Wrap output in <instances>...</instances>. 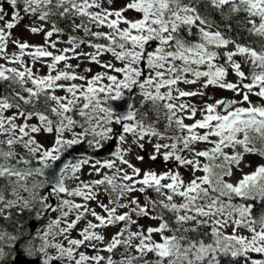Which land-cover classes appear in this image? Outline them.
<instances>
[{
	"label": "snow or ice",
	"instance_id": "1",
	"mask_svg": "<svg viewBox=\"0 0 264 264\" xmlns=\"http://www.w3.org/2000/svg\"><path fill=\"white\" fill-rule=\"evenodd\" d=\"M26 17L43 44L14 35ZM89 136L115 140L111 158L52 171ZM146 144L174 166L138 167ZM251 155L264 159V0H0V264H264Z\"/></svg>",
	"mask_w": 264,
	"mask_h": 264
},
{
	"label": "rangeland",
	"instance_id": "2",
	"mask_svg": "<svg viewBox=\"0 0 264 264\" xmlns=\"http://www.w3.org/2000/svg\"><path fill=\"white\" fill-rule=\"evenodd\" d=\"M115 6H118V5H115ZM5 7L7 8V10H8L9 12H11V9L8 8L7 5H5ZM129 15H134V14L129 13ZM30 23H31V20H29V19L26 17V18L20 23V25H19L16 29L13 30L14 35H15V36H20V37H22L23 39L27 40L28 42H30V43H32V44H43V43H44V37H43V34H39V35H31V34H29V33L26 31V29H25V25L30 24ZM55 38H56V37L54 36L53 39H55ZM66 38H67L66 36H65V37H62V39H66ZM60 47H63V45H60ZM12 50H14V49H12ZM86 50H87V49H86ZM105 58L107 59L108 57H105ZM81 61H82V60H81ZM81 61L73 60L72 63L75 65V64L78 63V62L81 63ZM87 67H90V68L92 69V72H93V73L96 72V71H99V70H100V69H99L96 65H94V64H89V63L82 62V64H81V68H80V69H77V71H78V72H79V71H82L84 68H87ZM37 68H40V65H39V64L37 65ZM41 71H42V72H46L47 69H42ZM245 71H247V67H245ZM228 78H229L230 80H232L233 82H235V78H234L231 74L229 75ZM136 93L138 94V90H136ZM209 93H210V94H214L215 97H216L217 99H218V98H221V97H224V98H233V97H234V93L231 92V91H222V90H216V89H209ZM130 95L132 96V94H130ZM138 97H139V94H138ZM235 98H236V99H239V97H235ZM195 99H196L197 102H199V101H198V98H195ZM252 99H253L254 101L257 100L256 97H253ZM126 101H127L128 103L130 102V100H127V97H126ZM72 131H73V132H80L81 129H80L79 127H77V128H74ZM66 136H67V138H69V139L72 138V132H68V133L66 134ZM91 138H92V137H91ZM48 139H51V138H50V137H49V138H44L43 141H42V142H45V146H46V147H49V146H50V145L47 144V142H46ZM113 150H114V148H113ZM137 151H138V150H137ZM151 151H152L151 145H150V144H146V145H145V151L139 153L140 155H143V156L145 157V162H144L143 164H140V163L137 162L135 159H133L132 162L135 163V164H137L138 167H141V168H143V169L152 168V169H155V170L158 171V172H160V171H165L168 167H173V166H174L172 162H169L167 165H165L164 162L162 161V159H159V158H158L155 162L149 161V160H148V153H150ZM75 158H76V157H74V159H75ZM246 159H247L248 161L251 162V168H246V169H245L246 172H250V171L254 170L255 167H256L258 164L264 163V159H262V158H260L259 156H256V155L248 156V157H246ZM34 166H35V165H34ZM89 170H91V168L88 167V166H85V167L82 169V171H81V175H80V178H81L82 180H84V181H88L86 174H87V172H88ZM181 172L184 174V177H185L186 180L191 178L190 175H189V173H188V172H185L184 169H181ZM197 175H200V173H197ZM238 175H239V173H237V176H238ZM98 177L100 178V176H98ZM67 183H68L69 186H71V187H74V186H75L74 182H72V181H70V180L67 181ZM99 198L102 199V200H104L105 203H107L106 194H105L103 191L100 192V194H99ZM77 202H79V198H77ZM237 202H238V200H237ZM91 206H92V207H96V204H95L94 202H92V203H91ZM96 210H97L98 212L101 211L99 208H96ZM51 215H52V216H55L56 213H52ZM89 219H91V217H89ZM46 223H47V217H46L45 219L42 220V225H41V227H42L44 224H46ZM140 223L144 224L145 227H147V226H149V225H155V224L158 223V222H155V221H152V220H148V219H143V220L140 221ZM32 224H33V223H32ZM31 227H32L33 230H35V228H36L34 225H32ZM118 228H119V226L109 228V229H107V233H106V234L110 236V235L114 234V233L118 230ZM229 231H230V229H229ZM73 235H76V233L74 232ZM120 251H122V249H121ZM115 258H117V259L119 258V252H117V255H116Z\"/></svg>",
	"mask_w": 264,
	"mask_h": 264
},
{
	"label": "water",
	"instance_id": "3",
	"mask_svg": "<svg viewBox=\"0 0 264 264\" xmlns=\"http://www.w3.org/2000/svg\"><path fill=\"white\" fill-rule=\"evenodd\" d=\"M82 62L83 61H81V64H82ZM78 63H80V62H78ZM85 63H87V62H85ZM129 103H131V100ZM118 127L119 126H117V128ZM91 139H92L91 136H89V138L88 137L85 138L82 143L74 145L71 149L67 150L61 156V159L59 161L55 162V164L53 165L52 171L58 173L59 169L63 166L64 163L69 162V161L75 162V161L79 160L81 157L88 158V159L93 160V161L96 159L104 160V159L111 158L110 152L114 151L113 150V143H112L113 141L108 143V145H107L108 149H107L106 153L102 154V156H98V154L93 155L92 151H89L87 148V146L89 144L88 141ZM98 150L99 149H95L93 151H98ZM74 157H76V158L74 159ZM88 177H89V180H93L94 174L90 175V173H89ZM42 191L45 194L48 191V188L45 187ZM260 207H261V202H259V201L255 202L254 207H253V215H256V213L260 210ZM19 261H21L22 264H36V262L34 260H28L24 257H19Z\"/></svg>",
	"mask_w": 264,
	"mask_h": 264
},
{
	"label": "flooded vegetation",
	"instance_id": "4",
	"mask_svg": "<svg viewBox=\"0 0 264 264\" xmlns=\"http://www.w3.org/2000/svg\"><path fill=\"white\" fill-rule=\"evenodd\" d=\"M196 37H195V35H193L192 37H189V39H195ZM233 76V75H232ZM234 78H235V76H233ZM127 95H130V94H126V96ZM138 100H139V97H138V94L136 93V91L132 94V99H131V103H134V102H136L137 103V106H139L138 105ZM198 101H199V98H198ZM89 138V137H88ZM83 142V140L81 141V143ZM109 142H112V141H109ZM108 142V143H109ZM108 143L107 144H105V146L103 147V148H99V150H104L106 147H107V145H108ZM113 148H114V150H115V146H116V141L115 140H113ZM80 144V143H79ZM87 148H88V150L89 151H93V150H95V149H98V148H96L95 147V145L94 144H88V146H87ZM81 158H84V157H81ZM80 158V159H81ZM109 159V158H108ZM89 173H92V169L91 170H89L88 172H87V174H86V176H87V179H88V181H90L89 180V177H88V174ZM94 179H99V177H98V175H95L94 174V178H93V180ZM103 190H101L100 192H102ZM45 194H47V192L45 193ZM52 203H54L55 204V200H52L51 201ZM33 223V224H32ZM32 225H34V226H36V228L35 229H38V228H40L41 227V225H42V220H31L30 221V224H28L26 227H28V226H32ZM22 257V256H21Z\"/></svg>",
	"mask_w": 264,
	"mask_h": 264
},
{
	"label": "trees",
	"instance_id": "5",
	"mask_svg": "<svg viewBox=\"0 0 264 264\" xmlns=\"http://www.w3.org/2000/svg\"><path fill=\"white\" fill-rule=\"evenodd\" d=\"M217 20H219V17H217ZM61 26H64V27H66V25H61ZM240 38L241 39H243V35L241 34V36H240ZM34 165H35V162H34ZM22 195H27V193H22ZM23 219H25V220H28L29 219V216H28V214L27 213H25V215H24V217H23ZM32 220H34V219H32ZM0 223H4V224H7V222H2V221H0ZM28 224H26V226H27Z\"/></svg>",
	"mask_w": 264,
	"mask_h": 264
},
{
	"label": "bare ground",
	"instance_id": "6",
	"mask_svg": "<svg viewBox=\"0 0 264 264\" xmlns=\"http://www.w3.org/2000/svg\"><path fill=\"white\" fill-rule=\"evenodd\" d=\"M117 103V105H119L121 102H116ZM107 147L104 149V150H98V151H92V153H93V155H96V154H98V156H102V154H104V153H106V151H107ZM92 155V154H91ZM90 155V156H91Z\"/></svg>",
	"mask_w": 264,
	"mask_h": 264
}]
</instances>
